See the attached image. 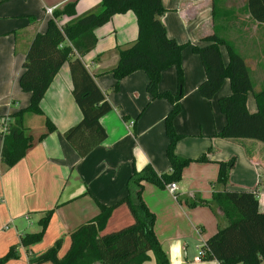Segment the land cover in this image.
I'll return each instance as SVG.
<instances>
[{"label":"crops","instance_id":"0c3cea01","mask_svg":"<svg viewBox=\"0 0 264 264\" xmlns=\"http://www.w3.org/2000/svg\"><path fill=\"white\" fill-rule=\"evenodd\" d=\"M74 3L75 16L61 17L60 27L95 9L101 0H0V117L12 116L30 103V94L21 90L19 80L30 45L39 33L46 31L51 19L44 14L45 9L63 10ZM162 4L166 13L161 21L167 35L180 44H189L181 59L185 86L181 113L174 121L180 137L175 153L194 160L205 157L207 162H193L185 168L176 198L167 188L147 183L142 198L155 215L154 232L169 264H219L197 258L205 243L227 222L208 207L190 208L185 200L200 197L210 202L213 193L222 190L215 185L219 163L235 158L226 189H256L259 209L264 211V149L216 137L227 122L219 101L231 95V85L226 80L212 100L202 98L198 87L205 80V71L193 48L208 45L205 39L217 31L244 57L250 75H254V90L259 92L264 88V26L251 20L246 0H216V6L213 0H162ZM215 11L220 14L215 15ZM95 36L97 45L83 57V62L112 107L100 120L107 138L86 158H80L65 140V132L81 121L82 114L72 95L69 67L64 66L41 103L45 116L25 118L26 134L33 139L26 156L12 168L0 159V258L13 247L18 255L5 264H35L59 240L62 246L58 256L64 257L72 232L98 216L96 201L113 206L123 200L134 170L139 172L151 165L158 174L170 172L165 155V119L171 111L170 103L151 99L143 72L123 79L117 93L111 91L115 82L111 71L119 62L117 48L130 46L138 37L134 13L115 15L95 30ZM220 52L224 65H228L227 49L220 47ZM159 90L176 93L175 67L163 72ZM247 108L251 113L257 111L253 93L248 95ZM46 118L55 124L56 131L40 140L47 133ZM134 120L137 137L130 126ZM2 146L0 134V154ZM245 148L250 149V157ZM49 211L53 213L42 240L22 246L25 235L41 232L40 220ZM133 223L128 205L120 204L101 235ZM149 258L143 264H156L153 253H149Z\"/></svg>","mask_w":264,"mask_h":264},{"label":"trees","instance_id":"16d2710c","mask_svg":"<svg viewBox=\"0 0 264 264\" xmlns=\"http://www.w3.org/2000/svg\"><path fill=\"white\" fill-rule=\"evenodd\" d=\"M213 3L216 6V0ZM75 8L74 3L55 11L46 31L39 33L30 45L19 80L21 90L30 94V103L12 116L0 117V120L10 121L8 131L3 135L1 161L12 168L26 156L33 139L26 134L25 118L27 115L45 116L41 103L55 77L66 65L73 84L72 95L82 119L65 132V140L80 158H86L106 140L107 133L100 120L112 111V107L85 66L83 57L97 45L96 29L106 25L115 15L133 12L137 20L138 37L130 46L117 48L119 62L111 71L115 79L111 91L117 93L123 79L143 72L148 78L146 91L151 99L170 103L171 111L165 119L168 139L165 155L170 163V172L158 174L151 165L139 172L134 170L127 181V194L123 200L113 206L96 201L98 216L72 232L70 248L64 257L58 256L62 246L59 240L35 264H143L150 259V252L156 264H169L154 232L155 215L146 206L142 193L146 183L161 189L171 183L179 184L183 171L192 162H207L205 157L193 161L175 153L180 137L175 131L174 121L181 113L180 102L184 97L185 86L181 59L189 44H180L167 35L161 21L166 13L162 0H101L95 9L60 27L58 20L63 16H75ZM246 10L253 22L264 26V0H246ZM216 14L220 13L215 11ZM205 41L208 45L193 48L205 71V80L198 87L201 97L212 100L226 80H229L232 90L231 95L219 101L227 122L216 137L230 142H243L248 148L264 149V88L255 92L248 64L232 42L217 31ZM220 47L228 51V65L223 63ZM171 67L177 70V91L174 94L160 92L162 74ZM250 93L254 94L257 104L254 113L247 108ZM45 126L47 133L40 140L56 131L55 124L48 118ZM133 129L136 137V123ZM248 148L245 149L250 157ZM235 163V158L219 163L215 185L222 190H216L210 202L195 197L186 199L185 203L190 208L208 207L215 215L221 214L227 222L201 248V251L206 252V260H216L219 264H264V211L259 209L257 190L234 192L226 189L229 173ZM120 204L128 205L134 223L117 232L101 235L113 210ZM52 213L47 212L40 220L41 232L22 238V246L27 247L42 240ZM17 256L16 248L13 247L0 258V264Z\"/></svg>","mask_w":264,"mask_h":264},{"label":"built area","instance_id":"2783aa9c","mask_svg":"<svg viewBox=\"0 0 264 264\" xmlns=\"http://www.w3.org/2000/svg\"><path fill=\"white\" fill-rule=\"evenodd\" d=\"M54 12H55V8H46L45 9V15L48 18H53ZM9 124H10V121L8 119L0 120V134L1 135H5L7 133ZM166 188L171 195H173L175 198L177 197L178 184L171 183V184L167 185ZM205 256H206V252L202 251L200 256L197 258V261H200Z\"/></svg>","mask_w":264,"mask_h":264},{"label":"rangeland","instance_id":"374dc122","mask_svg":"<svg viewBox=\"0 0 264 264\" xmlns=\"http://www.w3.org/2000/svg\"><path fill=\"white\" fill-rule=\"evenodd\" d=\"M44 14H45V12H44ZM251 79H252V81H254V75H251ZM220 108V107H219ZM135 123H137V120H134L133 121V124L132 125H130L132 128L134 127V124ZM137 125V124H136ZM133 133H134V129H133ZM138 136V130H137V127H136V137ZM220 139V138H219ZM185 159H190V160H193V161H196V160H194V159H191V158H185ZM193 163V162H192ZM191 163V164H192Z\"/></svg>","mask_w":264,"mask_h":264}]
</instances>
